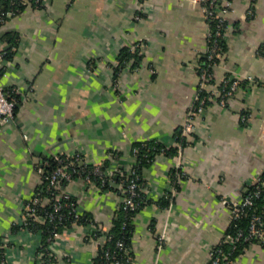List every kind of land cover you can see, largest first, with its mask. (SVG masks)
<instances>
[{
  "label": "crops",
  "instance_id": "1",
  "mask_svg": "<svg viewBox=\"0 0 264 264\" xmlns=\"http://www.w3.org/2000/svg\"><path fill=\"white\" fill-rule=\"evenodd\" d=\"M225 20L223 54L205 90L220 92L228 75L241 88L224 107L212 99L194 116L196 132L185 134L180 155H157L143 169L148 203L132 219L130 264H205L231 221L222 200L241 201L264 173V0H233ZM207 30L198 0H45L0 27V83L19 97L14 118L0 125L5 264H36L40 232L16 227L49 159L81 152L91 165L108 160L116 178L135 164L134 143L176 144L174 131L194 113ZM136 42L142 66L122 70L115 87L119 52ZM174 169L184 177L174 178ZM111 186L76 181L63 191L78 213L109 229L122 202L119 184ZM89 231L75 224L57 234L48 245L52 264H94ZM233 264H264V243L250 244Z\"/></svg>",
  "mask_w": 264,
  "mask_h": 264
},
{
  "label": "built area",
  "instance_id": "2",
  "mask_svg": "<svg viewBox=\"0 0 264 264\" xmlns=\"http://www.w3.org/2000/svg\"><path fill=\"white\" fill-rule=\"evenodd\" d=\"M22 3L29 4V0H20ZM45 0H34L36 6L44 7ZM201 9L204 12L206 23L208 25H214V29L207 30V44L204 52L202 53L203 58L207 61L206 67H199L197 69L198 74V89L196 96V106L194 107V113L192 116H189L184 123V132L187 135H191L196 132V124L194 121V116H200L206 110V106L210 100L216 99V102L219 106L224 107L227 101L232 98L236 92L241 88L242 80L235 78L232 75H228L224 78L221 85L220 92L214 93L213 91L205 90V85L211 82L213 77V71L218 66L223 54L222 43L225 41L227 24L225 16L228 14L232 7L233 0H198ZM34 9H39V7H34ZM249 15L252 14V11H248ZM11 13H8L7 16H10ZM0 23H4V20H0ZM5 24V23H4ZM143 44L141 42H136L130 46V51L132 53L142 52ZM3 53H0V60ZM117 65V63H116ZM142 66V61L140 64L134 68H129V65L126 67L131 71H138ZM125 67V68H126ZM124 68V69H125ZM120 68L119 72L114 78V86L118 87L120 74L122 70ZM247 81L253 83L254 80L248 77ZM6 87L0 83V125L5 124L7 121H10L14 118V108L16 106L15 99L12 98L7 92ZM205 90V93L203 91ZM15 92V90H14ZM16 93V92H15ZM27 98H30V95H26ZM242 120H245L243 117ZM137 150L132 149V154L136 157ZM59 156L53 157V160L56 163L55 168L49 172L45 173L43 168H38V172L41 175L42 183L38 188V191L33 194V196L24 204L22 211V230L32 234L30 231V224H47L55 222L61 224L64 219V214L62 213L63 209L69 207L67 200L69 195L64 193L63 184L72 183L79 181L81 182L84 188L98 187L96 182L93 181L89 175L85 174L87 172V166L90 164L86 156L81 152H75L71 155H64L62 158ZM157 156V155H156ZM112 157H114L112 155ZM93 173L98 176L102 183L108 181L109 185L112 184L111 177L113 176L111 170V163L108 165L102 166V164L93 165ZM124 171L125 178L121 180L118 184L120 187V194L122 196V206L124 209L134 211L139 206V199L143 194L144 184L138 182V176L135 174L133 166ZM122 174V173H121ZM177 178H183L184 173L180 170L177 173ZM253 190L247 192L246 196L242 198L241 201H228L223 199L222 202L226 204L230 209L231 220H237L240 218H248L249 224L245 230L238 229L233 234H226L222 242L213 247L209 252L208 261L205 264H233L236 258H231V255L241 243H252L254 241L264 243V217L257 211V208L254 206V199L260 197L262 192V187L264 182L260 178H257L252 184ZM144 195V194H143ZM49 203L51 206V211L45 212L44 215H39L37 212V207ZM76 209H72L74 221L78 218V213L75 212ZM89 229L93 230V225L91 220H88V224L85 225ZM67 228H64L60 233L66 231ZM109 229L99 225L100 234L97 237H91L87 235L88 241H90L95 249L96 254L100 245L105 244L110 240V235L108 234ZM35 234V233H33ZM59 233H54L48 239L50 243L53 242L55 236ZM227 245L229 251H225L221 245ZM3 250L7 247L6 245L1 246ZM116 247L122 251L124 260L116 258L115 256H110L106 254L107 258H110L112 261L110 264H130L131 262V251L128 246H125L123 242L118 241ZM47 257L50 258L48 251ZM0 264H5L4 259ZM36 264H46L45 262V253L39 252L36 255Z\"/></svg>",
  "mask_w": 264,
  "mask_h": 264
},
{
  "label": "trees",
  "instance_id": "3",
  "mask_svg": "<svg viewBox=\"0 0 264 264\" xmlns=\"http://www.w3.org/2000/svg\"><path fill=\"white\" fill-rule=\"evenodd\" d=\"M39 7V9H42L43 6H36L34 3V0H29V4L22 3L20 0H0V20H4V23H6L11 17L20 14L23 12L27 7ZM8 13H11L10 16H7ZM4 23H0V27L4 25ZM208 28L211 30L214 29V25L210 24L208 25ZM8 42L11 46H14L16 44V39L13 36H8ZM222 43V46L224 48V42ZM13 54L12 51H7L5 54L6 58H9ZM143 55L136 52L132 53L130 51V46L124 47L119 52V56L117 57V65L114 66V77L119 72L120 68L123 69L129 65V68H134L140 64L142 61ZM207 61L205 58H202L201 60V67H206ZM6 92L15 99L16 106L14 108V116L17 108V103L19 100L18 95L14 92L13 88H6ZM205 93V90L201 95ZM196 106V102L194 104ZM175 145L171 147H167L160 142L157 141H143V142H137L132 145V149L135 148L137 150L136 153V162L133 165V169L135 170V174L138 176V182L140 184H144L143 177H142V171L145 167H147L151 162L154 161L156 155H166V156H178L181 154L183 148L189 143L188 138L185 136L184 127H180L177 130L174 131L173 134ZM114 157L117 156L116 153L113 154ZM60 157L64 158V155H61ZM102 166H106L109 164V161H104L101 163ZM56 166L55 161L53 158L49 159L46 164L43 166V170L45 173L51 172ZM93 165L89 164L87 166V172L85 174L89 175L90 178L96 182V185L101 190H109L112 189V186L109 185L108 181L105 183H102L101 180L98 178L96 174L93 173ZM179 169H174L172 171V176L174 178H177V173L179 172ZM122 173V174H121ZM123 169H120L117 172V177L114 178L111 177L112 183H119L121 180L125 178ZM259 178L262 182H264V173H262ZM67 183H64L63 186H65ZM262 192L260 197L254 199V206L257 208V211L259 213H262L261 215L264 217V186L261 188ZM253 190V186L251 185L247 192H251ZM38 190H36L37 192ZM120 193V190H116ZM35 192V193H36ZM247 192L244 194L246 196ZM34 193V194H35ZM243 196V197H244ZM171 199V195H167L166 199H162L160 202L161 207H166L169 205ZM67 203L69 204V207H66L63 209L62 213L64 214V219L62 220L61 224H57L55 222L52 223H45L43 225L41 224H30V231L32 233L40 232L41 234V245L38 249L39 252L45 253V262L46 264H52L54 259L53 257H47L48 254V245L50 244V241L48 240L53 232L54 233H60L64 228H69L72 225H82L85 226L88 224V220H91L93 225V230L90 229L89 235L91 237H97L99 232V225L95 223V221L92 219V217L89 214L85 213H78L77 210L75 212L78 213V218L76 221H74L73 213H71L72 209H76L75 201L72 197H69L67 200ZM148 203L147 198L145 195H141V198L139 199V206L136 210L131 211L124 209L122 204H120L118 212L114 219L112 220L111 227L109 228L108 234L110 235V240L106 242L103 245H100L98 248V252L96 254V257L94 259V264H110L111 259L106 257V254H109L110 256H115L116 258H119L121 260H124L123 253L116 247V243L118 241L123 242L125 246H128L130 248V242H131V236H132V219L133 217L138 213L140 209H142L146 204ZM51 211V206L49 203L42 205L40 207H37V212L39 215H44L45 212ZM249 224L248 218H240L237 220H231L230 224L228 226V229L225 233L226 234H233L238 229L245 230ZM22 228V225L16 227V230H20ZM225 237V236H224ZM88 238V237H87ZM257 241H254L252 243H256ZM252 243H241L236 251H234L231 255V258H236L239 254L243 253L246 248L252 244ZM225 251H229V248L227 245L223 244L221 245ZM131 255V253H130ZM4 259V250L1 247L0 243V262Z\"/></svg>",
  "mask_w": 264,
  "mask_h": 264
},
{
  "label": "water",
  "instance_id": "4",
  "mask_svg": "<svg viewBox=\"0 0 264 264\" xmlns=\"http://www.w3.org/2000/svg\"><path fill=\"white\" fill-rule=\"evenodd\" d=\"M247 192V191H246Z\"/></svg>",
  "mask_w": 264,
  "mask_h": 264
}]
</instances>
